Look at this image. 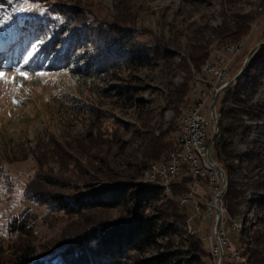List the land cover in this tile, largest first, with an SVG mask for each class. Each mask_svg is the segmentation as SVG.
<instances>
[{
    "label": "rangeland",
    "instance_id": "374dc122",
    "mask_svg": "<svg viewBox=\"0 0 264 264\" xmlns=\"http://www.w3.org/2000/svg\"><path fill=\"white\" fill-rule=\"evenodd\" d=\"M47 5L81 28L75 40L83 48L75 53L82 57L69 67L73 72H34L24 62L0 60V259L8 262L27 247L38 252L34 263H53L59 255L51 251L61 248L57 241L64 233L126 218L129 209L123 206L65 212L51 196L70 201L111 183L141 180L146 140L178 125L179 108L204 79L192 57L205 52L208 59L214 48L226 47L218 31H234L236 23L251 19L247 35L237 41L246 43L231 74L239 80L264 44V0H0V37L7 36L3 24L39 18ZM133 49L145 52L147 66L130 62ZM260 78L253 98L243 99L253 108L235 120L222 121V116L217 138V143L226 141L219 153L229 156L231 178L242 193V219L235 221L244 223V235L231 228L228 214L224 228L248 264V256L258 254L264 260V209L258 207L264 199V75ZM126 88L128 96L120 93ZM225 96L224 91L217 101L218 114ZM229 105L228 111L236 110ZM202 113L211 140L215 130L210 107ZM223 128L233 129L232 134L223 135ZM215 147L214 159L222 165ZM26 191L39 193L40 201L27 199ZM165 196L157 207L176 226V211L166 201L171 197ZM183 210L193 214L192 205ZM177 224L178 231L186 232L183 223ZM177 230L159 241L161 249L131 253V261L189 250L185 237L174 234ZM192 264L214 263L199 252Z\"/></svg>",
    "mask_w": 264,
    "mask_h": 264
},
{
    "label": "trees",
    "instance_id": "16d2710c",
    "mask_svg": "<svg viewBox=\"0 0 264 264\" xmlns=\"http://www.w3.org/2000/svg\"><path fill=\"white\" fill-rule=\"evenodd\" d=\"M251 21V19L239 21L236 23L234 31L228 28L218 31L217 35L222 46H232L240 38L247 35L250 29L249 22ZM76 25H71L67 15L62 14L54 5H47L45 12L39 18L20 20L19 24H12L10 27L3 24L2 28L7 32V36L0 37V55H4L3 59L0 60H14L16 63L24 62L34 72H56L68 69L71 65H76L79 62L78 59L82 57L81 55L80 58H77L79 55L76 56L75 53V49L80 50L83 48L75 40L81 29ZM128 56L133 65L142 68L148 65V56L145 52L133 49L128 52ZM207 57L208 54L205 52L194 55L192 57L194 67L197 70H202L204 63L206 64L210 59V56L208 59ZM24 63L22 68H25ZM70 70L73 72L76 69L71 68ZM262 75H264V44L257 50L254 60L249 64L245 73L231 87L226 89L223 109L221 110L222 121L235 120L238 115H244L249 108H253L244 104L243 99L244 97L252 99L257 93ZM243 81H246V85L243 84ZM120 93L128 96V89L126 88L125 91ZM229 103L235 105L233 107L236 110H233V112L228 111L226 108H231ZM237 108L239 109L237 110ZM232 132L233 129L223 128L222 133L226 135L232 134ZM178 136L179 126L177 125L167 132L146 140L142 155L143 165L139 170L145 172L153 164L162 165L167 163L171 153L178 149ZM223 141H219L216 146L218 158L222 161L229 182L224 202L228 217L230 220L235 221V218L242 219L239 213L242 193L231 178L234 169L228 164L229 156L226 155V158H223V150L219 153L220 144L223 149L226 148L227 144H223ZM182 178L183 180L173 186L172 195L169 196L171 198L166 200L176 211L175 217L177 219L174 222L176 226L169 223L166 214L159 211L157 207V204L164 199V189L159 182L148 185H143L137 182L138 180L136 182H115L104 186V188L73 196L69 198L70 201L61 195L51 196L52 200L65 212L67 210L74 213L76 210L113 209L123 206L129 209V214L126 218L106 222L96 228H90L88 231L76 232L73 229L72 233L70 231H68V234L64 233L63 238L57 241L59 244L62 243L61 248L51 251L53 255L58 254L59 256L50 264H192L195 255L197 257L199 252L210 257L201 238L190 236L187 232L176 229L178 222L183 223L185 227L188 217L179 205L178 196L183 193L181 183L184 181V176ZM25 197L40 201L39 193L26 191ZM175 197H178L177 201L174 200ZM258 207L264 209V199L259 200ZM150 210L151 213L148 212ZM241 224H243V229L237 233H241L243 236L244 223ZM15 230L21 233L24 232L22 228H15ZM175 230L177 232L174 234L185 237V241L190 244L189 250L160 252V254L151 258L131 261V253H144L149 249H161L159 241L164 237H169ZM19 251L20 256L15 261L8 262L0 259V264H33L39 258L35 249L26 247L24 250ZM244 254L246 253L244 252ZM190 255L192 258H186ZM183 256L185 260L181 261ZM242 257L245 259V263L248 264L246 258ZM47 259L50 260V257ZM57 259L61 260L58 261ZM247 259L251 264H262L264 262L258 254L248 256ZM38 261L34 264H41ZM44 262L48 264V262Z\"/></svg>",
    "mask_w": 264,
    "mask_h": 264
},
{
    "label": "built area",
    "instance_id": "2783aa9c",
    "mask_svg": "<svg viewBox=\"0 0 264 264\" xmlns=\"http://www.w3.org/2000/svg\"><path fill=\"white\" fill-rule=\"evenodd\" d=\"M245 45L246 43L236 42V46L212 50L210 62L204 64L202 69L204 79L198 80L190 90V102L186 104L189 106V114L181 116V122H178V149L171 153V163L175 164L176 172L184 173V181L181 183L183 193L179 195L181 209L183 210L184 203H190V196H197V204H192L193 214L188 217L192 218V231L202 234L214 264H237L242 261L241 254L233 248L227 237L224 227L228 223L221 218L220 194L226 179L218 172L213 150L216 151L217 101L232 83L233 67ZM206 107H210L215 130L211 140L207 132L209 122L202 113ZM185 124H192V132H185ZM191 140H198L203 169H195L194 163L191 162ZM174 154H181V162H174ZM165 171L166 164L164 174L157 175L156 181L158 177L165 176ZM166 185L170 190L173 189L172 183ZM202 204H209V211H202ZM231 228L235 231V226Z\"/></svg>",
    "mask_w": 264,
    "mask_h": 264
},
{
    "label": "bare ground",
    "instance_id": "6f19581e",
    "mask_svg": "<svg viewBox=\"0 0 264 264\" xmlns=\"http://www.w3.org/2000/svg\"><path fill=\"white\" fill-rule=\"evenodd\" d=\"M238 43H244V42L240 41ZM232 46H236V44ZM211 56H212V52L210 54V58ZM209 62H210V59L208 60L206 64H208ZM235 82L236 80H233L232 83L229 85V87H231ZM188 114H189V106H184V107L182 106L181 108H179V113L177 117L178 122H181V116H188ZM220 119H221V113L218 114V119H216V130H217L216 138L219 136V132H220V125H219ZM185 132H192V124H185ZM216 144L217 142L215 140V146ZM174 162H181V154H174ZM191 162L194 163L195 169H203V161H201V151L200 149H198V140H191ZM216 163L218 167V172L223 174V176H225V179H226V183H224V187L221 190V194H220V202L222 204L221 218L224 220L225 214H228L224 200H225V196L227 193L229 182H228V178H227V175L225 173L223 166L219 164L218 162ZM165 164H166L165 176L158 177L156 181L157 175L164 174V164L162 165L153 164L147 171H145V174L143 173L144 175L141 178V180L137 182L143 185L154 184L156 182H159L161 183V186L164 189V194L166 196H170L171 193L173 192L172 191L173 189L170 190V187L166 184L172 183V185L174 186L175 184L183 180L182 177L184 176V173L176 172L175 164L171 163V156L169 158V161ZM192 204H197V196H190V203H184L183 207H186V206L188 207V205H192ZM179 205L181 206L180 199H179ZM202 211H209V204H202ZM231 226H235L236 233L240 232L243 229V225L237 222L235 224L234 220H231ZM185 231L190 236H193V237L196 236V237L201 238L202 242L205 243V240H203V237L200 236L201 233H198L197 231H192V218L187 217ZM237 252L241 254V252L239 251ZM241 257H242V254H241ZM242 261H244L243 257H242Z\"/></svg>",
    "mask_w": 264,
    "mask_h": 264
},
{
    "label": "snow or ice",
    "instance_id": "6c2138e0",
    "mask_svg": "<svg viewBox=\"0 0 264 264\" xmlns=\"http://www.w3.org/2000/svg\"><path fill=\"white\" fill-rule=\"evenodd\" d=\"M21 75L27 77V73H21ZM41 75H43V73H41ZM4 74L2 72H0V78H3Z\"/></svg>",
    "mask_w": 264,
    "mask_h": 264
}]
</instances>
